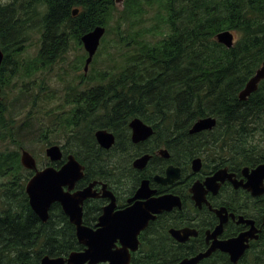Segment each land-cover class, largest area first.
Segmentation results:
<instances>
[{
	"label": "trees",
	"instance_id": "obj_1",
	"mask_svg": "<svg viewBox=\"0 0 264 264\" xmlns=\"http://www.w3.org/2000/svg\"><path fill=\"white\" fill-rule=\"evenodd\" d=\"M155 4L158 18L145 32L137 24ZM117 6L115 0H0L2 92L11 79L32 81L70 63L73 51H83L76 54L75 82L64 90L70 112L56 116L46 111L50 120L41 118L44 127L37 139L47 146L58 143L51 135L60 131L64 154L74 153L91 169L99 151L95 131L106 128L118 138L129 137L128 123L138 116L160 130L172 149L181 138L185 157L220 140L230 155L241 156V164L264 162V80L246 101L239 99L264 61V0H124ZM99 24L106 33L85 73L88 54L81 36ZM224 30L238 36L230 48L217 40ZM34 33L40 43L29 58L24 53ZM100 56L104 63L98 66ZM44 84L45 77L21 88L27 105L18 110L0 100V264H41L47 254L67 256L78 249L68 218L55 209L43 223L25 190L34 172L20 161L21 150L28 147L20 134L31 126L34 108L45 103L42 98L55 97V90L49 94L52 86ZM27 106L32 108L28 112ZM206 116L217 118L215 130L198 134V141L184 140L193 137L188 130L194 122ZM61 163L47 158L41 164ZM260 258L264 264V244Z\"/></svg>",
	"mask_w": 264,
	"mask_h": 264
},
{
	"label": "flooded vegetation",
	"instance_id": "obj_2",
	"mask_svg": "<svg viewBox=\"0 0 264 264\" xmlns=\"http://www.w3.org/2000/svg\"><path fill=\"white\" fill-rule=\"evenodd\" d=\"M130 121L129 137L125 138H118L115 132L106 128L97 129H105L115 135V142L110 147L99 143L95 131L99 149L96 167L89 169L88 163L74 153L64 154L63 159L57 161L62 162L61 165H54L61 167L67 162L68 156L73 154L84 166L83 176L74 187H64L66 192L75 193L91 186L90 195L81 205L83 223L98 229L97 225L107 206L114 204V211H121L164 196L170 202L168 208L155 213L146 228L140 231L136 250L127 246L130 253L128 264H180L186 258H193L209 250L210 254L196 264H260V252L264 244V212H261L264 194L253 195L241 184L248 181L246 174L251 173L260 163L241 164V156L230 155L228 147L220 143V140L199 148L192 146L191 149L198 148L197 151H192L194 154L191 155L186 153L185 157L182 150L187 146L181 138L172 143V149L168 143L170 140H166L163 133L148 122L154 133L144 140L134 142ZM193 125L188 130V134L193 137L184 140L198 141L201 139L196 137L198 134L209 135L217 126L192 133ZM144 156L148 157L146 164L143 167L136 166L135 161ZM195 158L201 159L198 170L193 167ZM170 167L173 168L169 175ZM246 168H249V172ZM169 176L171 180L167 181ZM142 184L146 186L139 195ZM55 209L58 215L66 216L71 222L69 214L59 202H54L50 207L49 219ZM242 216L255 221V227L260 230L259 237L249 238L246 241L248 247L234 261L231 252L222 246L250 229L252 225L242 222ZM173 232H177L183 239L176 237ZM75 236L78 249H72L68 255L88 247L79 242L77 233ZM119 248H125L123 238H117L114 242L113 249ZM237 249L241 251V242H238ZM97 264H110V261Z\"/></svg>",
	"mask_w": 264,
	"mask_h": 264
},
{
	"label": "water",
	"instance_id": "obj_3",
	"mask_svg": "<svg viewBox=\"0 0 264 264\" xmlns=\"http://www.w3.org/2000/svg\"><path fill=\"white\" fill-rule=\"evenodd\" d=\"M115 1L117 3H122L124 0ZM78 12V8L74 10V14ZM105 33L106 27L99 24L81 36V42L88 54L84 66L85 73L88 72L89 66L101 45V40ZM217 40L230 48L235 43L234 32L231 30L221 31L217 34ZM4 56L5 54L0 44V97L2 94L1 67ZM262 80H264V61L240 91L239 99L246 101L249 96L258 89ZM216 124L217 119L215 117H203L195 122L191 132L194 133L211 129ZM129 126L132 129V139L134 142L144 140L154 133L153 127L144 122L140 117H134L130 121ZM96 138L104 147H110L115 142V135L105 129L97 130ZM45 153L51 162L62 160L64 155L63 149L59 144L49 145ZM147 158V156H144L136 160L135 165L143 167L148 161ZM20 159L25 168L34 171V174L29 178L25 186L29 203L33 211L42 222H47L50 217V207L54 202H59L69 214L71 223L76 228L79 242L88 246L86 250L72 251L66 257L50 256L47 254L42 258L41 264H97L101 261H110V264H128L130 253L129 250H127V246L132 250H136L139 243L138 234L140 231L146 228L149 220L155 217V213L160 212L162 209H167V204L170 203L168 199L163 196L157 200L153 199L147 204H135L121 211H114L115 205L111 204V206L105 208V212L97 225L99 226L98 229H94L83 223L81 206L83 200L90 195L91 186L75 193H69L64 190L65 186L72 189L75 183L83 176L84 166L80 164L73 154H70L67 162L59 168L54 165L39 168L36 158L26 149L22 151ZM200 165L201 159L195 158L193 160L194 169L198 170ZM172 168L173 167L169 168V175ZM245 170L249 172V168ZM246 175L248 181L245 183L241 182L243 187L251 191L253 195L264 194V163H260L251 173ZM168 180H171L170 176L167 178V181ZM145 186L146 184H142L138 194ZM241 221L251 224L252 226L247 231L241 233L239 237L231 239L226 245L222 246L225 250L231 252L234 261H237L240 254L242 255L244 250L248 247L246 241H248L249 238L259 237L258 233L260 230L255 227V221L253 219H245L242 216ZM173 233L179 239H183L177 232ZM117 238H123L125 248L113 249L114 242ZM238 242H241V251L237 249ZM210 252L211 250L193 258H186L180 264H196L202 258L208 256Z\"/></svg>",
	"mask_w": 264,
	"mask_h": 264
},
{
	"label": "rangeland",
	"instance_id": "obj_4",
	"mask_svg": "<svg viewBox=\"0 0 264 264\" xmlns=\"http://www.w3.org/2000/svg\"><path fill=\"white\" fill-rule=\"evenodd\" d=\"M117 5L118 8L122 7V3H117ZM159 9L160 8L157 4H155L154 7L150 8L149 13L141 18L143 20L138 22L137 27L139 29L142 28L141 30H145L146 32L147 29L150 28V26L156 22L158 18ZM234 34L236 40L238 36L236 33ZM149 36L151 40H155L152 34H149ZM113 38L114 35H109L108 37L109 40H112ZM32 41L33 44H29L28 50L24 53V55L29 56V58L35 57L39 47L40 42L36 33H34ZM79 52L83 51L75 50L70 54V63L67 62L61 66L56 65L54 66V68L52 67L47 70V73L43 71L42 75L33 78L32 81L26 80V82H23L21 79L14 78L7 82V84L3 87V92L1 94L0 100L3 99L4 102L11 103L13 105L12 108H15L16 110H18L17 108H22L23 104H25V106L27 105V99L23 97V93L19 95V92L21 88L24 89V87L26 88L27 86H30L32 82L45 77L44 86H46L47 84L52 86V91L49 94H53V91L55 90V97L53 99L49 100L48 97L42 98L45 103L41 106H37L34 108L31 119V126L27 128V130L23 132L21 131L22 133L20 134L21 138H23L24 141L28 144V147L23 148L21 151H23L24 149L30 151L36 158L39 167H43L41 164L42 161L44 162L48 158L45 153V150L47 148L46 142L37 139L38 135L42 133V128L44 127V125L40 123L41 118L47 116L45 112L48 110H53L52 112L55 113L56 116H59L64 111L70 112L69 105L65 102L64 90L67 88V85L69 83L75 82L73 79L76 78L77 73L79 72L78 71L76 73V70L74 69V65L76 63V54H78ZM105 62L107 61L105 60ZM102 63H104V57L100 56L97 65L99 66ZM37 90H39V87H37ZM41 94L43 97L45 96L44 93ZM34 100L35 99H33V101ZM30 109H32L31 106H27L26 112H28V110ZM49 120L50 118L48 117L44 119L45 122H49ZM51 136L54 141H58V143L55 144H59L60 146H62L66 142V139L63 137V134L60 131L53 133Z\"/></svg>",
	"mask_w": 264,
	"mask_h": 264
},
{
	"label": "bare ground",
	"instance_id": "obj_5",
	"mask_svg": "<svg viewBox=\"0 0 264 264\" xmlns=\"http://www.w3.org/2000/svg\"><path fill=\"white\" fill-rule=\"evenodd\" d=\"M262 81H263V80H262ZM259 86H260V84H259ZM258 88H259V87H258ZM257 90H258V89H257ZM257 90H256V91H257ZM252 94H253V93H252ZM13 144H14V143H13ZM19 154H20V153H19ZM25 200H26V199H25Z\"/></svg>",
	"mask_w": 264,
	"mask_h": 264
}]
</instances>
